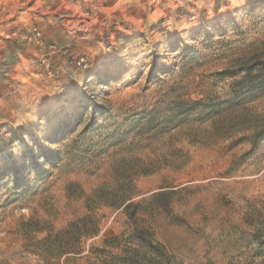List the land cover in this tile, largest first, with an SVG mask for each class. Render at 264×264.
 Masks as SVG:
<instances>
[{
  "label": "rangeland",
  "instance_id": "374dc122",
  "mask_svg": "<svg viewBox=\"0 0 264 264\" xmlns=\"http://www.w3.org/2000/svg\"><path fill=\"white\" fill-rule=\"evenodd\" d=\"M264 0H0V264H264Z\"/></svg>",
  "mask_w": 264,
  "mask_h": 264
},
{
  "label": "trees",
  "instance_id": "16d2710c",
  "mask_svg": "<svg viewBox=\"0 0 264 264\" xmlns=\"http://www.w3.org/2000/svg\"><path fill=\"white\" fill-rule=\"evenodd\" d=\"M243 73L244 77L233 84V87L238 86L236 88L238 93L236 92L235 95H240L241 99H245L264 89V61L247 67Z\"/></svg>",
  "mask_w": 264,
  "mask_h": 264
}]
</instances>
